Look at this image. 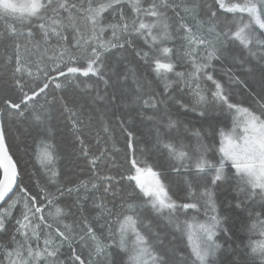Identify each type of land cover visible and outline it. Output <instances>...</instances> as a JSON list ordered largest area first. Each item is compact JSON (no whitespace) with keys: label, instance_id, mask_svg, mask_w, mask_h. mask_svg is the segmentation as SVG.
Listing matches in <instances>:
<instances>
[{"label":"snow or ice","instance_id":"snow-or-ice-1","mask_svg":"<svg viewBox=\"0 0 264 264\" xmlns=\"http://www.w3.org/2000/svg\"><path fill=\"white\" fill-rule=\"evenodd\" d=\"M124 2L0 0V38L11 41L14 50L13 57L5 49L12 76L4 87L17 93L13 97L6 91L0 114L14 112L15 119L35 130L32 156L43 181L36 180L35 194L21 185L19 161L10 151L0 121V202H4L0 232L9 231L8 223L23 203L11 239L0 244V264H264V0H214L218 9L208 6L207 21L197 19L201 5L195 0L182 5L168 0H126L131 15L122 7ZM169 8H182L194 21L189 24L183 17L179 21L188 47L186 55L193 65L190 74L175 71V50L167 46L172 39ZM219 10L223 13L218 14ZM108 11L115 23L105 20ZM106 29L112 32L107 40L103 39ZM21 36L26 38L23 45L17 39ZM141 38L143 46L136 47ZM53 40L59 55L50 58L51 67H41L43 57L35 63L22 59V47L27 51L34 44L39 52L41 45ZM193 46L202 48L203 54L193 55ZM129 48L152 69L157 85L163 81L159 93L139 74V64L133 66L123 54ZM213 61L222 64L219 71L214 67L209 71ZM170 74H175L177 87L183 81L191 91L193 104L176 103L196 113L200 127H189L191 121L174 118L161 99L167 98L172 87ZM237 90L250 100L248 106L247 101L233 102ZM41 99L43 103H38ZM57 106L68 117L73 143L79 144L80 156L92 173L86 180L67 181L70 187H64L60 179L61 147L53 127ZM225 111L231 115L230 124H221L212 115ZM133 113L152 125L150 142L155 151L167 154L168 170L183 177L186 189L181 190H187L188 197L173 191L171 181L158 170L160 165L133 154L127 161L126 177L132 192L118 206L113 202L108 207L105 198L124 191L116 187L124 178L117 181L112 175L101 176L98 165L108 158L107 149H100L97 136L94 152L84 131L96 122L107 135L110 125L106 118L110 117L119 123L131 148L133 141L139 143ZM206 137L210 144L204 142ZM191 138H195V146L185 143ZM225 185L232 187L235 196L218 202L217 192ZM53 187L55 192L49 191ZM17 189L19 195H10ZM81 190H91L92 195L80 197ZM98 192L102 193L99 197L94 195ZM73 193L77 194L74 206L81 212L82 235L72 225H61L72 214V208L61 201ZM89 198L94 205L89 212L97 213L91 220L83 215L84 205L79 203L80 199L87 203ZM182 199L193 202H178ZM113 211L116 228L109 223ZM189 212L195 214L188 217ZM181 214L184 220L179 218ZM98 219L105 220L99 228L92 222ZM230 221L239 223L237 232L242 235L233 231ZM77 240L79 251L74 247ZM64 245L71 251L70 262L59 258ZM85 249L87 259L83 258Z\"/></svg>","mask_w":264,"mask_h":264},{"label":"trees","instance_id":"trees-1","mask_svg":"<svg viewBox=\"0 0 264 264\" xmlns=\"http://www.w3.org/2000/svg\"><path fill=\"white\" fill-rule=\"evenodd\" d=\"M69 4L71 3H79L80 0H68ZM186 2V0H168L169 4H176V5H182ZM188 2H191V0H188ZM196 3L201 5L200 9H198L197 19L202 21L208 20V15L206 14L208 11V6L213 5V10L216 11L218 9V5H215L214 0H195ZM146 6V4H145ZM122 7L125 9V12L128 15H131L130 11L128 10V5L125 2L122 4ZM179 13V16L177 15ZM223 10H219L218 14H222ZM67 13H65L66 15ZM167 15L169 17V23L171 25V33H172V39L168 43V47H171L175 50V54L173 55V63L176 65L175 71L176 72H183L185 74H190L193 71V65L191 63V57L186 55V52L188 51L187 44L185 40L183 39L185 33L183 31L179 30V21L180 18L183 17L185 21L189 24H193L194 21L191 20L189 17L191 14H185L182 10V8H176L173 10L172 8H169L167 10ZM113 13L112 11H108L105 13V20L107 22L115 23L112 19ZM223 15H221V19H223ZM231 14L227 15V19L231 20ZM246 18V17H245ZM204 31L206 32L208 24H204ZM35 30V29H34ZM70 32V30H69ZM112 36V32L110 29H106L103 39L107 40L110 39ZM19 42L23 45L25 41V37H17ZM11 41H5L3 38H0V102L5 98V93L7 91V95L9 96H16L17 93L14 89L6 90L4 85L7 81L8 83H11V76H12V66L8 65L5 59V49H7V55H12L14 57V50L11 48ZM143 46V40L142 38L137 41L136 47H142ZM47 47L50 50L45 52L43 49ZM147 51V48L144 49ZM193 55H195L196 52H199L203 54V49H197L195 46H193L192 49ZM125 56L128 57L129 61H132L133 66H136L137 63L139 64V74L146 78L148 81L152 82L153 89L156 90L157 93L160 92V90L163 89L164 84L163 81L157 85V83L154 80V73H152V69L149 68L147 65L144 64L143 61H138V58H135L132 50L129 48L127 51L123 53ZM59 50L56 48V41L53 40L50 45H41V50L37 52L35 50V46L28 45V50L25 51L24 48H21V57L24 60H31L33 63L40 60L41 57H43V60L41 62V67H43L44 64H47L49 67L52 66V61L50 58L53 56H58ZM196 59L199 61L200 57L197 56ZM124 63H128V61H124ZM227 64V61L224 62ZM221 69L222 64L217 61H213L212 65L209 67V71H211L212 68ZM33 71H35V68H33ZM53 75H55L53 73ZM169 80H171L172 87L169 89V95L167 98L161 97V99H164V103L167 105L169 110L173 113L174 118H179L183 120L185 123L188 121H191L192 123L189 125V127L198 128L200 127V121L197 120L196 113L191 112L190 109L185 110L183 108H179L176 101L182 100L183 103L187 104H193L194 101L192 99V93L189 91L186 87L183 81L179 82V87H177V78L175 74H170L168 77ZM91 83V81H88ZM211 82H207V86L210 87ZM202 87L205 86V82L201 81ZM54 87V85H53ZM57 95H60L61 93L57 92ZM49 98H51L49 96ZM236 101H247L245 103V106H248V103H250V100H247V98L242 94L239 93L237 90V94L235 97ZM38 103H43V99H41ZM200 109H198L199 111ZM151 113H146V115H150ZM213 117L218 119L221 124L223 122L227 121L229 124L231 122V115L225 111L224 113L220 112H213ZM134 120H133V127L135 128V136L139 143L136 141H133V147L129 148L127 147L126 142V134L122 132L121 126L117 121L114 119L108 117L109 125H110V131L107 135L102 131L101 127L96 123L93 122L89 129H85L84 131V137L86 138V142H89L90 147L95 152L96 151V145L95 141L97 139V136L101 139V145L100 149H107V159L102 161L98 165V171L100 172L101 176L104 175H112L116 177V180L119 181L121 178H124V182L121 184H116V187L123 188L124 191L117 197H113L111 194H108V196L105 198V202L107 203L108 207L111 208L113 202L118 206L120 203V199L122 197H125L128 195V193L132 192V186L127 182L126 177L128 176L127 168L128 163L127 161L130 160L135 154L137 158L140 159H148L149 163L158 164L161 167L158 169L160 171H163L165 175L168 177V181H171L173 191L178 192V194L181 197H188L189 193L187 190H181L186 189V186L183 183V177L177 176L174 173H171L167 168V160L165 159L166 153H159L154 150L152 143L150 142L152 140V134L150 132V129L152 125L147 122V120H141L140 117L136 116L135 113H133ZM1 120L4 124L5 131L7 134V143L10 146V151L15 154L14 158L18 159L19 161V168L22 171V180L20 181L21 185L27 186L29 190L32 192V194H35L38 189L36 187V180L41 179L42 177V170L40 169L39 164L36 163L34 157L32 156V147H33V138L36 135V132L34 129L29 127L28 123H22L19 120L15 119V113H7V114H1ZM216 120L213 121L215 123ZM85 123H87V120L85 119ZM53 127L56 130V142L61 147V156L62 160L60 161L59 168L61 170V184H63L64 187H70L72 184L67 183V181H72L73 183L77 180H86L88 179L92 173L90 170V165L85 161L79 153V144H74L73 140L74 137L71 135V126L68 122V117L66 115L61 114V110L59 106H57V109L54 112L53 115ZM207 127V125H205ZM190 136V134H189ZM204 142L206 144H210L211 141L206 137ZM186 144H192L195 146L196 140L195 138L191 139H185ZM166 181V182H168ZM41 183H43L41 179ZM99 183V181H97ZM49 191L55 192V188H50ZM19 195V190L17 189L15 191V194L13 196ZM80 197L84 196H91V190H89L88 193H85L83 190L79 193ZM97 197L101 196L102 193L98 192L95 193ZM235 196V192L232 190V187L229 185H225L223 188H221L217 192V200L218 202H222L225 200H231ZM77 202V194L73 193L71 196H66L61 203L63 205H67L72 208V214L67 217V219H64L61 221V225L63 224H69L72 225L76 229V233L79 235H82L83 232L80 231V229L83 227L82 220H81V212L77 210V208L74 206ZM180 203L183 202H193L190 199H182L178 201ZM80 204L84 205V212L83 215L90 218L95 217L97 213L95 212H89V209L94 207L91 198L88 199L87 203L83 199L79 200ZM97 203H99V200H97ZM4 205V204H3ZM1 205V206H3ZM23 207V203L21 202L17 209L15 210V214L11 221L8 223V229L9 231L7 233L0 232V244H6L11 239V233L15 230V220L19 218L20 211ZM118 210V209H117ZM195 213L189 212L188 217H191ZM221 215H235L231 212L225 213L222 212ZM246 215V213H245ZM181 220H184L186 217L181 214L179 216ZM200 218L203 219V213H200ZM115 220V211H113V214L111 218L109 219V223L112 224L113 228H116L117 225L115 223H112V221ZM94 223V226L99 228L101 224L105 223L104 219H98L96 221H92ZM49 223H53V221H49ZM233 231L237 232L239 228L238 222H232ZM55 226V224H54ZM63 230V229H62ZM238 235H242L241 233H238ZM256 238V237H254ZM19 239V237H17ZM74 247L77 248V250H80V244L79 241L74 242ZM71 251L67 245H64V247L61 250L60 259L64 261L71 260ZM83 258H88V252L87 249L83 252ZM126 259V257H124Z\"/></svg>","mask_w":264,"mask_h":264},{"label":"water","instance_id":"water-1","mask_svg":"<svg viewBox=\"0 0 264 264\" xmlns=\"http://www.w3.org/2000/svg\"><path fill=\"white\" fill-rule=\"evenodd\" d=\"M0 121H2L1 120V114H0ZM15 193V192H14ZM14 193H12V194H10V195H13ZM4 202H0V206L3 204Z\"/></svg>","mask_w":264,"mask_h":264},{"label":"bare ground","instance_id":"bare-ground-1","mask_svg":"<svg viewBox=\"0 0 264 264\" xmlns=\"http://www.w3.org/2000/svg\"><path fill=\"white\" fill-rule=\"evenodd\" d=\"M210 99H211V97H209V100H210ZM14 194H15V193H14ZM14 194H13V195H14ZM3 204H4V203H3ZM3 204H2V205H3ZM105 231H106V230H105Z\"/></svg>","mask_w":264,"mask_h":264}]
</instances>
